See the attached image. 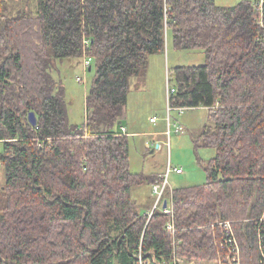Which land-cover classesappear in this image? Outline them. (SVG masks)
I'll list each match as a JSON object with an SVG mask.
<instances>
[{"label":"trees","instance_id":"16d2710c","mask_svg":"<svg viewBox=\"0 0 264 264\" xmlns=\"http://www.w3.org/2000/svg\"><path fill=\"white\" fill-rule=\"evenodd\" d=\"M8 11L0 0V264H139L140 256L165 264L174 239L181 257L217 260L221 228L211 224L227 220L234 221L242 263L259 264V226L246 221L264 211V28L257 2L38 0L35 14ZM167 38L206 58L170 72L169 106L217 107L210 111L214 125L194 139L195 149L216 151L199 160L207 181L173 189L175 236L163 211L150 219L138 211L133 188L161 178L132 173L129 136L121 134L131 79L165 53ZM85 55L95 65L86 130L71 123L65 88L53 75L58 62Z\"/></svg>","mask_w":264,"mask_h":264},{"label":"rangeland","instance_id":"374dc122","mask_svg":"<svg viewBox=\"0 0 264 264\" xmlns=\"http://www.w3.org/2000/svg\"><path fill=\"white\" fill-rule=\"evenodd\" d=\"M30 4L29 11L37 12L36 0H25ZM241 0H216L221 6H232ZM261 0H258L259 2ZM9 17L17 16L23 8V0H7ZM26 3L24 4V9ZM84 58L58 62L53 75L58 82L63 83L68 104L69 118L72 124L83 125L87 114L86 97L95 79V65L85 72ZM206 58L202 51L180 50L175 48L171 39L167 38L164 54L150 57L149 66L144 75L131 79L128 103L123 116V125L130 132L146 133L129 137V159L132 173L144 175H165L169 166L182 168L183 173L172 172L169 176V188L178 189L202 185L207 181V173L199 162L209 161L216 155L212 148L195 149L194 139L208 126V111L201 108H187L180 113L177 109L170 110L167 98V81L169 74L177 66L202 65ZM77 77L84 79L83 83ZM170 122L181 125L184 130L175 133L172 127L169 148H156L157 142L166 140V136H153V131L164 129L167 118ZM151 119L157 120L155 123ZM4 152V144L0 142V154ZM6 173L0 163V204L5 203ZM151 186L140 185L133 188L132 198L142 214L152 209L155 198L151 199Z\"/></svg>","mask_w":264,"mask_h":264},{"label":"built area","instance_id":"2783aa9c","mask_svg":"<svg viewBox=\"0 0 264 264\" xmlns=\"http://www.w3.org/2000/svg\"><path fill=\"white\" fill-rule=\"evenodd\" d=\"M257 6L259 8V16H258V24L264 28V0H261L257 2ZM84 47L85 51L87 48L90 47V39L84 40ZM91 62L92 57L85 55L84 61H83V68L84 71L87 72L89 69H91ZM77 81L79 83H83L84 79L81 77H77ZM175 90L168 84L167 85V98H168V105H169V98L172 93H174ZM170 110L172 108L169 106ZM217 107H209L207 108L211 112H215ZM180 113H183L184 110L187 108L180 107L175 108ZM87 117L86 114L85 118V124L81 129L86 130V123H87ZM153 122H155V119H152ZM168 128L165 132L166 140L163 142H157L156 148L162 149L164 146L169 148L170 146V136L172 134V127H175V133L180 134L183 132L184 128L181 125L178 124H172L170 122V118H167ZM121 134L122 135H128V131L125 127L121 128ZM87 136V133H86ZM172 172H175L177 174H182L183 170L182 168H172L171 166L168 167L167 173L165 175H160L161 180L157 181L155 184L151 186L152 195L155 198V203L151 209V211L148 213L149 219L152 217L154 212L156 210L163 211L164 214H166L169 217L168 223L166 225V230L170 233H172L173 236L176 235L177 228L175 224V211H174V197H173V189L169 188L170 182H169V176ZM165 201L167 202V206L164 208ZM246 221H254V223L259 226V243H260V250H261V256L259 259V264H264V211L260 218L246 220ZM211 226L215 228L216 226L221 228V238H219L218 233L214 235V247L218 252L219 258L217 260H207V259H198V258H186L181 257L176 254V239H174L173 245H174V251L172 254V259L170 262L165 264H243L242 263V247L240 244V241L238 239L236 229L234 226V221L227 220V221H217L216 223H212ZM142 252V248L140 250ZM146 261L143 260L142 256H140L139 264H145Z\"/></svg>","mask_w":264,"mask_h":264},{"label":"crops","instance_id":"0c3cea01","mask_svg":"<svg viewBox=\"0 0 264 264\" xmlns=\"http://www.w3.org/2000/svg\"><path fill=\"white\" fill-rule=\"evenodd\" d=\"M242 1H251V2H257L258 0H241L240 2H242ZM239 1H238V3H236L235 5H237V4H239L240 3ZM26 3V7H25V9H24V4ZM235 5H232V6H235ZM226 6V5H225ZM28 7L30 8V4L26 1L25 2V0H23V8L22 9H20V10H18L17 12H22L23 10H28ZM226 7H230V6H226ZM36 8H38V0H36ZM198 108H201V109H203V110H205V111H208V117H209V123L207 124V125H210V126H213L214 125V123L210 120V111L207 109V108H205V107H198ZM190 109H197V108H190ZM151 121H152V119H151ZM157 121V120H156ZM155 121V122H156ZM153 122V121H152ZM155 122H153V123H155ZM123 127H125L126 129H127V131H128V136L130 137L131 135H140V134H146V133H138V132H136V133H133V132H130V130H129V128H128V126H125V125H123ZM167 128H168V123H167ZM167 128H166V124L164 125V129L163 128H160V129H158V130H156V131H153L152 133H150V134H152L153 136H164L165 135V132L167 131ZM118 131H120V128H118ZM151 195H152V190H151ZM153 196V195H152ZM152 196H151V199H152ZM154 197V196H153ZM151 210H150V208L148 209V210H146V212H144L143 214H148L149 212H150Z\"/></svg>","mask_w":264,"mask_h":264},{"label":"water","instance_id":"95a60500","mask_svg":"<svg viewBox=\"0 0 264 264\" xmlns=\"http://www.w3.org/2000/svg\"><path fill=\"white\" fill-rule=\"evenodd\" d=\"M29 121H30V124L33 125V126H36L37 123H38V118H37V115L35 112H30L29 113ZM121 124V122H120ZM167 206V202L165 201V204H164V208Z\"/></svg>","mask_w":264,"mask_h":264},{"label":"bare ground","instance_id":"6f19581e","mask_svg":"<svg viewBox=\"0 0 264 264\" xmlns=\"http://www.w3.org/2000/svg\"><path fill=\"white\" fill-rule=\"evenodd\" d=\"M133 207V206H132ZM220 230V229H219Z\"/></svg>","mask_w":264,"mask_h":264}]
</instances>
